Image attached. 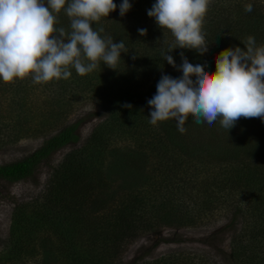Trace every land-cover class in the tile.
I'll return each mask as SVG.
<instances>
[{"label":"trees","instance_id":"16d2710c","mask_svg":"<svg viewBox=\"0 0 264 264\" xmlns=\"http://www.w3.org/2000/svg\"><path fill=\"white\" fill-rule=\"evenodd\" d=\"M141 1L151 3V0ZM121 2L122 0H114L117 5L116 11L105 17L108 22L113 24L114 32L106 29L102 19L92 23L93 29H104L100 33L102 38L111 36L115 43L124 42L127 51L121 53V58L115 69L109 68L103 61H100L94 71L80 76L74 68L70 67L71 76L62 82V85L66 86L64 91L70 92L73 88H79L80 92L87 88L85 83L79 86L81 81L89 84L94 79L95 83H91L94 93L91 100L94 101L92 103L102 107L106 115L104 119L94 125L81 146L67 151L60 162L52 168L45 189L35 198L36 200L41 198L45 202L57 205V211L62 213L69 210L72 213L76 211L78 213L75 215L76 217L68 215L64 221L68 219L72 221V218L73 220L81 219L79 223L85 229L87 222L91 228L87 232L90 234L89 238L83 239L79 236V238L68 242L69 251L57 252V262H59L57 264H82V256H86L89 261L93 260L96 257L95 254L100 250L95 246H87L83 250L81 246L86 240L93 243L92 239H96L99 235H102V243L107 245L111 238L117 240L119 236L134 239L138 235L137 226L158 231L152 227L155 222H164L169 226L178 225L169 222L170 215L165 209L178 192L185 190V192L191 193L193 189L197 188L199 182L203 183V190L200 191V196L203 195L202 204L213 203L214 198H217L221 200L220 204L228 205L230 217L235 218L240 215L243 218V227L240 232L233 233L229 239L230 264H264V249L257 251V248L264 247V128L258 129L256 125L251 124L253 120L249 121V118L242 117L240 123L243 122V126L239 129L237 138L234 139V133L229 130H218L217 126H214L215 123L212 125L206 122L202 123L200 125L202 128L196 126L191 132L185 131L184 134L178 131L177 126L174 127V125L169 126V124H159L158 122L153 127L152 124H149L145 105L141 100L133 102L134 93L137 91L138 77L136 76L137 70L133 69L132 65L136 68L141 65V73L149 75L153 73L152 63L148 54L136 56L137 53L134 52V49L138 45H136L137 42H133V39L139 36L137 34L139 28L133 32L131 29L133 22L130 23L131 25L125 23L126 16L128 14L134 16L135 10L138 8L132 7L126 13L127 15L121 17L119 13ZM239 7L240 15L233 23L228 15H224L221 19L220 16H217L204 20L202 32L208 50L203 54L197 53L200 57V64L204 67L209 65L211 54L215 50L226 49L229 40L235 41L236 38L244 46L246 38L253 36L257 46L264 44V17H262V13L260 14L261 10L253 4V10L246 12L243 2L239 3ZM143 13L145 11L142 12L139 9L137 17L143 16ZM56 15L55 27H63L66 32H70V19L65 11L61 10ZM255 15L257 16L253 19ZM146 30L149 31V29ZM147 38L145 39L147 40ZM145 45L151 47L146 43ZM174 47L175 44L164 43L162 47H159L160 49H154L156 54L154 53L153 57L156 58L158 65L163 62L172 67L163 59V55ZM182 50L184 48L173 49L169 55L173 57L174 61H177L178 58L180 59ZM133 57L137 58L131 61ZM143 60L144 63H141ZM167 69L168 76L172 72H175L174 76L176 74L182 76L181 71H171L170 67ZM207 71L214 72L212 67L207 68ZM60 80H57V83ZM25 90L24 86L12 88L14 96L25 93ZM152 94L151 97H153ZM111 95L115 97V100ZM133 103H136L139 108H135ZM125 104H130L131 107H125ZM63 105L65 104L57 100V107L49 108L41 126L33 132H28L25 135L16 133L12 142L22 136H42L44 139L38 148L24 157L0 164V178L15 182L29 177L54 151L68 142L78 139L75 133L77 123H64L72 109H66ZM62 106L63 108H61ZM57 108L58 111H55ZM18 114L20 115V112ZM117 125L119 128L128 126L130 137L135 138L134 132H140L141 136L149 137L146 144L139 143L136 145L137 149L132 143H128L120 147H110L108 150L106 145L107 141L112 138V134H109L107 129H112ZM132 128L134 129L132 130ZM140 128H142V132L139 131ZM208 128H211L212 131ZM206 130L207 136L203 134L206 133ZM52 132L53 134H50ZM184 136L185 138H183ZM251 139L259 142L253 151L254 144L252 141L249 143ZM161 140L164 143L160 144ZM144 158L146 160L141 164ZM196 161L200 162L196 168L198 171L187 175L185 170L193 169L192 163L194 162L193 165H195ZM212 167L217 168V171L211 170ZM200 173L205 176L202 181L198 176ZM146 185H148L147 192L153 199L150 206L144 205ZM114 195L117 196V203L112 205L111 199ZM157 199L160 202H157ZM25 205L26 203L21 202L13 208L8 241L10 243L17 244L18 233L15 228L23 220L22 213ZM207 206H209L207 210L211 208L210 204ZM147 212H151V214L147 215ZM152 218H155L156 221H152ZM55 228L54 220L48 218L42 223H35L32 234L36 238L37 233L39 234L44 229L49 238H52L59 230V226L57 225V231ZM74 228L76 229V225ZM78 233L81 235V232ZM39 235L47 239L44 233ZM78 242L79 248L77 247ZM86 250H95V252L87 254ZM248 250L256 253L252 252L247 255ZM150 264H161V262L155 260V263Z\"/></svg>","mask_w":264,"mask_h":264},{"label":"rangeland","instance_id":"374dc122","mask_svg":"<svg viewBox=\"0 0 264 264\" xmlns=\"http://www.w3.org/2000/svg\"><path fill=\"white\" fill-rule=\"evenodd\" d=\"M129 2L132 7H137L138 9L135 10L134 16L126 14V25L133 22L131 26L133 32H136L137 28L149 29L145 36H140L137 32L139 36L135 37L133 42H137L136 45H138V47L134 49V52L137 53L136 56H139V54L140 56L149 55L153 73L151 72L152 74L149 75L143 74L141 73V65H138L137 68L132 65L133 69H136L138 72H136L138 85L137 91L134 93L133 102L142 101L143 105H145L144 108L147 112L149 122V115L152 109L147 102L152 98L151 94L154 92L156 93V86L162 75H168V67L171 68V71L177 70V68L166 65L161 61V65H158L156 58L153 57L154 53L156 54L154 49H160L159 47H162L164 43L175 44V38L169 30L161 29L156 24L155 19L147 15V11L151 9L155 0H151V3L141 0H129ZM242 2L244 6L249 3L256 5V7L261 10L260 14L262 13V17H264V0H210L207 12L203 18V23L205 22L204 20H209L217 16H220L221 19L224 15H228L230 21L233 23L238 15H240L239 3L242 4ZM139 9L142 12L145 11V13H143V16L137 17L139 15ZM256 16L257 15L253 16V19H255ZM101 19L105 22L106 29L114 32L113 24L108 22L105 17ZM94 30L96 29L94 28ZM146 37H148L147 40L145 39ZM228 42L229 44L226 48L236 46L242 49L244 48L236 38L235 41L229 40ZM261 42L263 43V41ZM145 43L151 47L146 46ZM182 52L190 63H200V57H198V52L196 50L184 48ZM220 52L221 50L217 49L211 54L209 65L205 67L206 71L209 67H212L215 71V58ZM125 57L127 56L125 55ZM136 58L137 57H133L131 61L136 60ZM141 63H144V60L143 62L141 61ZM175 63L177 66L181 65V56ZM142 65L144 66V64ZM173 73L175 72L170 74L173 78L182 77L179 74L174 76ZM63 80L64 79H61L57 83V80L54 79L51 82L43 84L34 83L30 77L24 80L17 79L15 82L7 84L0 80V164L16 161L41 145L44 139L42 136H22L15 142H12V138L16 136V133L25 135L28 132H33L37 127H40L49 108L57 107V100L64 103L65 105L63 106L66 109H72V112L68 115L64 123H77L75 133L78 136L77 140L70 141L60 149L54 151L29 177L15 182L0 178V264H57L59 263L57 262V252L61 250L69 251L68 242L79 238V236L83 239L89 238L90 234H87V232L90 231L91 228L88 222L85 229L79 223L81 219L73 220L72 218V221H69V219L64 221L68 215L76 217L75 215H78L76 211L72 213V211L69 210L66 213H62L57 211V205L45 202L41 200V198L38 200L35 199L45 189L52 168L60 162L67 151L81 146L85 138L89 136L94 125L104 119L106 115L102 107L92 103L94 101L91 100L93 99L91 96L94 93L91 83H95L94 79H92V82L89 84L88 82L81 81L79 86L85 83L87 88L80 92L78 91L79 88H73L70 92L64 91L66 86L62 85ZM9 84H11L10 87ZM151 84L154 86H150ZM23 86L26 88L25 93L14 96L12 88H21ZM23 95L25 97H21ZM152 95L154 96L155 94ZM111 96L115 100V97L113 95ZM132 105L135 108H139L136 103ZM63 106L61 108H63ZM55 111H58V108ZM19 112L20 115L18 114ZM241 120L242 118L236 122L234 127L229 129L230 132L234 133V139L237 138L236 135L243 126V122L240 123ZM251 120H253L251 124L256 125L258 129L264 128V121L260 118H249V121ZM163 123L169 124V126H177L175 118L159 122V124ZM201 124L202 123H196L194 118L189 115L183 127L187 132H191L196 126L202 128L200 126ZM214 126H217L218 130H227L220 125L219 120L215 122ZM127 127L119 128L117 125V127L115 126L112 129H107V132L112 134V138L107 141L106 148L108 150H110V147H120L128 143H132L137 149L138 147L136 145H139V143L146 144L149 137L141 136L140 132H134L135 138L130 137ZM211 128L208 129L211 130ZM133 129L134 128H132V130ZM141 130L142 128H140L139 131ZM205 132L206 133L203 134L207 136V130ZM200 133H202V131H200ZM50 134H53V132ZM183 138H185V136ZM187 140H189V138H187ZM152 141L154 140L152 139ZM251 141L254 144L252 148L253 151L257 148L259 142L251 139L249 143ZM161 143H164L163 140H161L160 144ZM191 143L192 141L190 144ZM144 160H146V158L142 160L141 164L144 163ZM193 163V169H188V171L185 170L187 175H190L193 171H198L196 168L200 165V162L196 161L195 165H193ZM211 170L216 172L217 168L212 167ZM229 170H232V168H229ZM140 175L142 178V172ZM198 176L201 181L203 180L202 178H205L201 173ZM197 185V188L193 189L191 193L185 192V190L178 192L176 197L165 209L170 215L169 222L178 225L169 226L164 224V222H155L152 227L156 228L158 231L137 226L136 230L138 235L134 239L127 236H119L117 240L111 238L107 242V245L102 243V235H99V237L96 238L97 240L92 239L94 241L93 243H89L86 240L84 241L85 243L82 244L81 249L84 250L87 246H95L100 252L96 253V257L90 261L86 256H82L81 263L137 264L146 261L144 264H150L155 263V260H159L161 264H230L231 258L228 254L229 239L233 233L237 234L240 232L243 227V218L240 215L235 218L230 217L228 205L220 204L221 200L217 198H214L213 203L202 204L203 195L200 196V191L202 192L203 190V183L199 182ZM112 187H114V185H112ZM146 188H148V185H146L144 190L146 193L144 205L150 206L153 199H151ZM198 188L199 192L197 193ZM21 202L26 203V205L22 213L23 220L15 228L18 233L16 240L17 244H13L8 242L12 213L14 206ZM111 202L112 205L117 203L116 195L112 197ZM157 202H160V200L157 199ZM207 204L211 205V208L208 210L207 208L209 206H207ZM242 204H244V202H242ZM150 214L151 212H147V215ZM48 218L54 220L56 225L55 230L57 231V225L59 226V230L52 238H49L47 231L43 229L39 234L44 233L47 239L42 238L38 233L35 238L32 234L35 223H42L47 221ZM152 221H156V219L152 218ZM137 223L141 224V222L138 221ZM74 225H76V229ZM78 232H81V235H79ZM79 246L80 244L78 242L77 247L79 248ZM262 248L264 249L263 246L257 248V251ZM86 252L90 254L95 252V250H86ZM252 252L248 250L247 255ZM255 253L256 252H253V254ZM98 259H100V262H98Z\"/></svg>","mask_w":264,"mask_h":264},{"label":"clouds","instance_id":"9594fccd","mask_svg":"<svg viewBox=\"0 0 264 264\" xmlns=\"http://www.w3.org/2000/svg\"><path fill=\"white\" fill-rule=\"evenodd\" d=\"M209 3L155 0L147 11L175 38V47L163 59L183 73L179 78L162 75L157 83L156 94L147 102L153 126L175 118L178 131L184 133L189 115L196 123L212 125L219 120L227 130L242 117L264 121V45L257 46L253 36L246 38L243 49L222 50L215 58L214 72L206 71L200 63H190L183 52L179 66L169 55L176 48L207 52L202 25ZM131 7L129 0H122L120 16ZM116 9L114 0H0V80L7 84L30 77L43 84L68 79L70 67L85 76L100 61L115 69L126 46L123 41L115 43L111 36L102 38L104 29L94 30L92 23ZM61 10L70 19V32L55 27ZM252 10L251 3L245 5L246 12ZM138 33L145 36L147 30L141 28Z\"/></svg>","mask_w":264,"mask_h":264}]
</instances>
